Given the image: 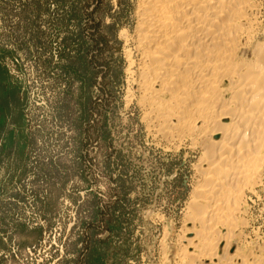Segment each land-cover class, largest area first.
<instances>
[{
	"label": "rangeland",
	"instance_id": "1",
	"mask_svg": "<svg viewBox=\"0 0 264 264\" xmlns=\"http://www.w3.org/2000/svg\"><path fill=\"white\" fill-rule=\"evenodd\" d=\"M134 10L0 0V264H176L197 154L154 144L127 100ZM245 195L228 256L264 264V175Z\"/></svg>",
	"mask_w": 264,
	"mask_h": 264
},
{
	"label": "bare ground",
	"instance_id": "2",
	"mask_svg": "<svg viewBox=\"0 0 264 264\" xmlns=\"http://www.w3.org/2000/svg\"><path fill=\"white\" fill-rule=\"evenodd\" d=\"M134 1V25L120 32L135 89L127 100L139 107L154 144L197 154L184 214L193 228L175 245L176 264H234L231 230L245 194L254 193L264 175L260 2ZM221 227L228 229L225 237ZM239 256L240 264H258Z\"/></svg>",
	"mask_w": 264,
	"mask_h": 264
}]
</instances>
